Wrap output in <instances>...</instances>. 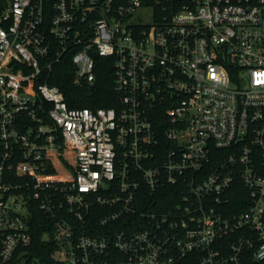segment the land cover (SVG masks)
Returning a JSON list of instances; mask_svg holds the SVG:
<instances>
[{
	"label": "built area",
	"instance_id": "2783aa9c",
	"mask_svg": "<svg viewBox=\"0 0 264 264\" xmlns=\"http://www.w3.org/2000/svg\"><path fill=\"white\" fill-rule=\"evenodd\" d=\"M0 264H264V0H0Z\"/></svg>",
	"mask_w": 264,
	"mask_h": 264
},
{
	"label": "trees",
	"instance_id": "16d2710c",
	"mask_svg": "<svg viewBox=\"0 0 264 264\" xmlns=\"http://www.w3.org/2000/svg\"><path fill=\"white\" fill-rule=\"evenodd\" d=\"M96 62L98 64L95 70L96 78L91 86L76 82L73 79L71 69L69 67L67 68L64 64V66L59 65L53 70V74L49 78L48 83L56 85L63 92L66 103L70 108L88 107L95 109L99 107H118L119 97L113 87V66L111 64V58L100 57ZM147 200L144 199L145 202ZM103 213V209L92 207L91 212L84 222V228L90 229V227L99 226L98 219ZM60 215V213H57L55 219ZM68 218L73 225L78 228H83L84 223H79L71 214L68 215ZM51 223H53L52 218L43 211L36 210L32 213L30 222L32 241L28 250L40 260H44L46 249L49 248L47 246L49 243H46L43 237L45 231H50L51 227L49 225Z\"/></svg>",
	"mask_w": 264,
	"mask_h": 264
},
{
	"label": "water",
	"instance_id": "95a60500",
	"mask_svg": "<svg viewBox=\"0 0 264 264\" xmlns=\"http://www.w3.org/2000/svg\"><path fill=\"white\" fill-rule=\"evenodd\" d=\"M97 56V54H95V57Z\"/></svg>",
	"mask_w": 264,
	"mask_h": 264
}]
</instances>
